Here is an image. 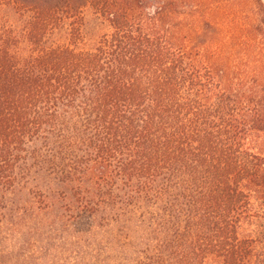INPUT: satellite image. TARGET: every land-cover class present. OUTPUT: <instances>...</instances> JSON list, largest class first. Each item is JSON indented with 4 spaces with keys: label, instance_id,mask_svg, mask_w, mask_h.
<instances>
[{
    "label": "trees",
    "instance_id": "1",
    "mask_svg": "<svg viewBox=\"0 0 264 264\" xmlns=\"http://www.w3.org/2000/svg\"><path fill=\"white\" fill-rule=\"evenodd\" d=\"M260 135L261 0H0V264H264Z\"/></svg>",
    "mask_w": 264,
    "mask_h": 264
},
{
    "label": "rangeland",
    "instance_id": "2",
    "mask_svg": "<svg viewBox=\"0 0 264 264\" xmlns=\"http://www.w3.org/2000/svg\"><path fill=\"white\" fill-rule=\"evenodd\" d=\"M261 1L264 4V0H261ZM86 18L88 19V26H86V29H85L86 33H87V35L85 34V37H86V39H88L87 40V42H88L90 40V38L95 34L96 31L101 30V32H103L106 29H105V27L100 26L99 22H97L95 20V18L91 14L88 13ZM52 42L58 43V34H56L52 38ZM251 144L253 146H257V147L259 146L261 148H264V135H260V137L258 139H256V140H253L251 142ZM243 228H244V230H248L249 229V227L246 226V225H244Z\"/></svg>",
    "mask_w": 264,
    "mask_h": 264
}]
</instances>
